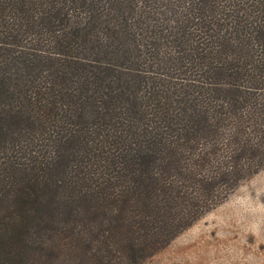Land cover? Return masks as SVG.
Wrapping results in <instances>:
<instances>
[{
    "label": "trees",
    "instance_id": "1",
    "mask_svg": "<svg viewBox=\"0 0 264 264\" xmlns=\"http://www.w3.org/2000/svg\"><path fill=\"white\" fill-rule=\"evenodd\" d=\"M264 0H0V264H139L264 165Z\"/></svg>",
    "mask_w": 264,
    "mask_h": 264
},
{
    "label": "rangeland",
    "instance_id": "2",
    "mask_svg": "<svg viewBox=\"0 0 264 264\" xmlns=\"http://www.w3.org/2000/svg\"><path fill=\"white\" fill-rule=\"evenodd\" d=\"M139 264H264V165Z\"/></svg>",
    "mask_w": 264,
    "mask_h": 264
}]
</instances>
